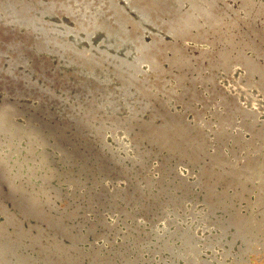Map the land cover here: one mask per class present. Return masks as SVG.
<instances>
[{
    "label": "rangeland",
    "instance_id": "rangeland-1",
    "mask_svg": "<svg viewBox=\"0 0 264 264\" xmlns=\"http://www.w3.org/2000/svg\"><path fill=\"white\" fill-rule=\"evenodd\" d=\"M176 1L0 0V264H264V0Z\"/></svg>",
    "mask_w": 264,
    "mask_h": 264
},
{
    "label": "bare ground",
    "instance_id": "bare-ground-1",
    "mask_svg": "<svg viewBox=\"0 0 264 264\" xmlns=\"http://www.w3.org/2000/svg\"><path fill=\"white\" fill-rule=\"evenodd\" d=\"M8 1H9V0H8ZM37 1H38V0H37ZM175 1H176V0H175ZM179 1H180V0H179ZM179 1H178V2H179ZM191 1H192V0H191ZM191 1H190V3H191ZM202 1H203V0H202ZM202 1L200 2V1L197 0L196 3H199V2L202 3ZM205 1H206V0H205ZM207 1H208V0H207ZM207 1H206V2H207ZM3 2H4V1H3ZM97 2H98V1H97ZM147 2H148V1H147ZM176 2H177V1H176ZM176 2H175V3H176ZM182 2H184V1H181V3H182ZM194 2H195V0H194ZM206 2H205V4H206ZM213 2H214V1H213ZM42 3H44V2H42ZM89 3H90V1H89ZM89 3H88V4H89ZM132 3H133V2H132ZM173 3H174V1H173ZM175 3H174V5H176ZM188 3H189V0H188ZM207 3H209V1H208ZM252 3H253V2H252ZM252 3H251V4H252ZM60 4H61V3H60ZM170 4H171V3H170ZM194 4H195V3H194ZM194 4H193V5H194ZM210 4H211V3H209V6H210ZM212 4H213V3H212ZM261 4H262V3H261ZM5 5H6V3H5ZM7 5H8V4H7ZM23 5H24V4H23ZM46 5H47V4H46ZM53 5H54V4H53ZM61 5H62V4H61ZM132 5H133V4H132ZM153 5H154V4H153ZM179 5H180V4H179ZM193 5H192V6L189 5V8L191 7L190 10L195 6V5H194V6H193ZM197 5H198V4H197ZM201 5L204 7L203 4H201ZM244 5H245V4H244ZM44 6H45V5H44ZM47 6H48V5H47ZM88 6H89V5H88ZM140 6H141V5H140ZM176 6H178V5H176ZM181 6H184V5H181ZM202 6H201V7H202ZM207 6H208V4H207ZM209 6H208V7H209ZM225 6H226V5H225ZM245 6H246V5H245ZM261 6H262V5H261ZM12 7H13V6H12ZM29 7H30V6H29ZM187 7H188V6H187ZM198 7H200V5H198ZM228 7H229V6H228ZM230 7H231V6H230ZM232 7H233V6H232ZM249 7H250V6H249ZM1 8H2V7H1ZM134 8H136V7H134ZM142 8H143V7H142ZM145 8H146V7H145ZM178 8H179V6H178ZM196 8H197V6H196ZM196 8H193V9H196ZM206 8H207V7H206ZM206 8H205V10H206ZM212 8H213V7H212ZM2 9H3V8H2ZM12 9H13V8H12ZM25 9H26V6H25ZM30 9H31V8H30ZM67 9H68V8H67ZM117 9H118V8H117ZM123 9H124V8H123ZM158 9H159V8H158ZM172 9H173V8H172ZM174 9H176V8H174ZM179 9H181V7H180ZM179 9H177V10L180 12ZM183 9H185V8H183ZM200 9L203 10V8H200ZM207 9H209V14H210V11H211L210 8H207ZM214 9H215V8H214ZM4 10H5V9H4ZM136 10H137V9H136ZM139 10H140V9H139ZM196 10H197V9H196ZM19 11H20V10H19ZM23 11H24V10H23ZM88 11H89V10H88ZM140 11H142V10H140ZM144 11H145V10H144ZM164 11H165V10H164ZM175 11H176V10H175ZM175 11H174V12H175ZM182 11H183V10H182ZM186 11H187V9H186ZM191 11H192V10H191ZM194 11H195V10H194ZM194 11H192V12L194 13ZM198 11H199V10H198ZM63 12H64V11H63ZM98 12H99V11H98ZM119 12H120V11H119ZM145 12H146V11H145ZM176 12H177V11H176ZM196 12H197V11H196ZM201 12H202V11H201ZM207 12H208V11H207ZM24 13H25V12H24ZM139 13H140L139 15H141L142 12H139ZM143 13H144V12H143ZM181 13H183V12H181ZM184 13H185V11H184ZM184 13H183V14H184ZM190 13H191V12H190ZM190 13H189V14H190ZM193 13H192V14H193ZM198 13H199V12H198ZM202 13H203V12H202ZM29 14H30V13H29ZM86 14H87V13H86ZM195 14H196V13H195ZM195 14H194V15H195ZM207 14H208V13H207ZM224 14H225V13H224ZM22 15H23V14H22ZM74 15H75V14H74ZM109 15H111V14H109ZM149 15H150V14H149ZM176 15H177V14H176ZM184 15H185V18H186V17H187L186 13H185ZM197 15L199 16L200 14H197ZM13 16H14V15H13ZM117 16H118V15H117ZM144 16H145V14H144ZM174 16H175V15H174ZM177 16H178V15H177ZM177 16H176V17H177ZM180 16H181V14H179V18H180ZM36 17H37V16H36ZM42 17H43V16H42ZM100 17H101V16H100ZM158 17H159V15H158ZM160 17H161V16H160ZM182 17H183V15H182ZM182 17H181V18H182ZM194 17H195V16H194ZM196 17H197V16H196ZM199 17H200V16H199ZM210 17H211V16H210ZM257 17H258V16H257ZM14 18H15V17H14ZM29 18H30V17H29ZM91 18H92V17H91ZM115 18H116V17H115ZM121 18H122V16H121ZM121 18H119V19H121ZM123 18H124V17H123ZM123 18H122V19H123ZM132 18H133V17H132ZM140 18H141V17H140ZM189 18H190V17H189ZM220 18H221V17H220ZM16 19H17V18H16ZM23 19H24V18H23ZM38 19H39V18H38ZM40 19H41V18H40ZM100 19H101V18H100ZM105 19H106V18H105ZM116 19H117V18H116ZM141 19H142V18H141ZM151 19H152V18H151ZM193 19H195V18H193ZM213 19H214V18H213ZM4 20H6V19H4ZM44 20H45V19H44ZM112 20H113V19H112ZM145 20H146V19H145ZM148 20H149V19H148ZM155 20H156V19H155ZM169 20H170V19H169ZM182 20H183V18L181 19V21H182ZM188 20H189V19H187V20L185 19L184 21L190 22L192 19H190L189 21H188ZM216 20H217V18H216ZM30 21H31V20H30ZM85 21H86V20H85ZM179 21H180V20H179ZM205 21H206V20H205ZM217 21H218V20H217ZM247 21H248V20H247ZM9 22H11V20H10ZM99 22H100V21H99ZM119 22L121 23V21H119ZM132 22H133V21H132ZM159 22H160V21H159ZM176 22H177V21H176ZM182 22H183V21H182ZM193 22H194V21H191L192 25H193ZM196 22H197V21H196ZM196 22H195V23H196ZM244 22H245V21H244ZM12 23H13V22H12ZM31 23H32V22H31ZM41 23H42V22H41ZM122 23H123V22H122ZM124 23H125V21H124ZM124 23H123V24H124ZM127 23H128V22H127ZM197 23H198V22H197ZM214 23H215V22H214ZM217 23H218V22H217ZM131 24H132V23H131ZM157 24H158V23H157ZM170 24H171V23H170ZM185 24H187V23L185 22ZM198 24H199V23H198ZM22 25H23V24H22ZM105 25H106V24H105ZM119 25H120V24H119ZM188 25H189V24H188ZM157 26H158V25H157ZM178 26H179V25H178ZM182 26H183V25H182ZM185 26L188 27L187 25H185ZM185 26H183V27H185ZM189 26H190V25H189ZM196 26H197V24H196ZM237 26H238V25H237ZM64 27H65V26H64ZM66 27H67V26H66ZM101 27H102V26H101ZM107 27H108V25H107ZM107 27H106V28H107ZM119 27H120V26H119ZM122 27L124 28V25H123ZM122 27H120V28H121L120 31H122ZM170 27H172V26H170ZM174 27H175V26H174ZM183 27H182V28H183ZM219 27H220V26H219ZM94 28H95V27H94ZM97 28H98V27H97ZM108 28H109V27H108ZM189 28H190V27H189ZM189 28H188V29H189ZM211 28H212V27H211ZM52 29H53V28H52ZM100 29H101V28H100ZM172 29H173V28H172ZM176 29H177V28H176ZM176 29H175V31H176ZM178 29H179V27H178ZM170 30H171V29H170ZM82 31H83V29H82ZM82 31H81V32H82ZM182 31H183V29H182ZM185 31H186V29H185ZM26 32H27V31H26ZM42 32H43V31H42ZM50 32H51V31H50ZM55 32H56V31H55ZM55 32H54V33H55ZM61 32H62V31H61ZM106 32H107V31H106ZM118 32H119V31H118ZM173 32H174V31H173ZM45 33H46V32H45ZM65 33H66V31H65ZM176 33H177V32H176ZM183 33H184V32H183ZM14 34H15V33H14ZM35 34H36V33H35ZM56 34H57V33H56ZM117 34H119V33H117ZM117 34H116V33H112V32H111V33L108 32L107 35H106V40H107V42L109 43V45H111V46H110L111 49H112V47H113V49H114V48L117 49V46L115 47V46L113 45V43H112L113 40H114V37H116ZM126 34H127V33H126ZM177 34H178V33H177ZM179 34H180V33H179ZM244 34H245V33H244ZM62 35H63V34H62ZM65 35H66V34H65ZM133 35H134V34H133ZM135 35H136V34H135ZM150 35H151V34H150ZM185 35H186V34H185ZM187 35H188V34H187ZM74 36H75V35H74ZM118 36H119V35H118ZM126 36H127V35H126ZM180 36H181V35H180ZM75 37H76V36H75ZM134 37H135V36H134ZM176 37H177V36H176ZM219 37H220V36H219ZM46 38H47V36H46ZM116 38H117V37H116ZM135 38H136V37H135ZM172 38H173V37H172ZM220 38H221V37H220ZM57 39H58V38H57ZM65 39H66V38H65ZM80 39H81V38H80ZM152 39H154V38L152 37ZM174 39H175V38H174ZM52 40H53V39H52ZM67 40H68V39H67ZM103 40H104V39H103ZM103 40H102V41H103ZM130 40H131V39H130ZM130 40L127 39V38H125V39L123 38V40H120V41H122V43H120V44H121L120 46H122V47H124V48H126V49H128V50L133 49L134 51H138L140 56L137 55L135 62H138V61H139V64H140V61H141V63H144V62H142V61H146V59H147L148 57L145 58V60H143L145 56H144L143 54H141V48H142V47L144 48V46H146V45H148V44L144 43V44H146V45H144V44L142 45V44L139 43V44H140L139 46L136 47V46L133 45L134 47H131V45H130V42H131V41H130ZM205 40H206V39H205ZM57 41H58V40H57ZM61 41H62V40H61ZM120 41L117 40V42H120ZM142 41H143V40H142ZM218 41H219V40H218ZM54 42H56V41H54ZM70 42H71V41H70ZM75 42H76V41H75ZM150 42H151V41H150ZM150 42H149V43H150ZM160 42H161V41H160ZM239 42H240V41H239ZM16 43H17V42H16ZM52 43H53V42H52ZM63 43H64V42H63ZM65 43H66V42H65ZM65 43H64V44H65ZM131 43H132V42H131ZM158 43H159V42H158ZM168 43H169V42H168ZM36 44H37V43H36ZM57 44H58V43H57ZM106 44H107V43H106ZM114 44H116V43L114 42ZM211 44H212V43H211ZM255 44H256V43H255ZM116 45H118V44H116ZM151 45H152V44H151ZM157 45H158V44H157ZM169 45H170V44H169ZM46 46H47V45H46ZM107 46H108V45H107ZM173 46H174V44H173ZM52 47H53V46H52ZM76 47H77V46H76ZM110 47H109V48H110ZM122 47H121V48H122ZM164 47H165V46H164ZM41 48H42V47H41ZM46 48H47V47H46ZM149 48H150V46H149ZM231 48H232V47H231ZM146 49H147V47H146ZM155 49H156V48H155ZM122 50H123V49H122ZM142 50H143V49H142ZM181 50H182V49H181ZM50 51H51V50H50ZM130 51H131V50H130ZM202 51H203V50H202ZM210 51H211V50H210ZM22 52H23V51H22ZM84 52H85V51H84ZM227 52H228V51H227ZM80 53H81V52H80ZM82 53H83V52H82ZM118 53H119V52H118ZM126 53L128 54L129 52H126ZM130 53H131V52H130ZM146 53H148V51H147ZM84 54H87V53H84ZM84 54H83V55H84ZM105 54H106V53H105ZM149 54H150V53H149ZM149 54H148V55H149ZM60 55H61V54H60ZM83 55H81V56H83ZM90 55H91V54H90ZM128 55H129V54H128ZM202 55H203V54H202ZM218 55H219V54H218ZM77 56H78V55H77ZM86 56H88V55H86ZM86 56H85V57H86ZM94 56H95V55H94ZM150 56H151V55H150ZM226 56H227V55H226ZM242 56H243V55H242ZM83 57H84V56H83ZM83 57H82V58H83ZM90 57H91V56H90ZM106 57H107V56H106ZM110 57H111V56H110ZM133 57H134V56H133ZM248 57H249V56H248ZM79 58H80V56H79ZM87 58H88V57H87ZM87 58L84 59V60H87ZM99 58H100V57H99ZM107 58H108V57H107ZM149 58H150V57H149ZM149 58H148V59H149ZM80 59H81V58H80ZM133 59H134V58H133ZM152 59H153V58H152ZM25 60H26V59H25ZM159 60H160V59H159ZM14 61H15V60H14ZM31 61H32V60H31ZM106 61H107V60H106ZM121 61H122V60H121ZM123 61H124V60H123ZM230 61H231V60H230ZM243 61H244V60H243ZM250 61H251V60H250ZM70 62H71V61H70ZM83 62H84V61H83ZM88 62H90V61H88ZM95 62H96V61H95ZM131 62H132V61H131ZM135 62H133V63H135ZM146 62H147V61H146ZM149 62H150V61L148 60V63H149ZM152 62H153V61H152ZM152 62H150L149 64H151ZM155 62H156V61H155ZM73 63H74V62H73ZM126 63H127V61H126ZM128 63H129V62H128ZM1 64H2V63H1ZM12 64H13V63H12ZM121 64H122V63H121ZM135 64H136V63H135ZM135 64H134V66H136ZM156 64H157V63H156ZM187 64H188V63H187ZM13 65H14V64H13ZM23 65H24V64H23ZM128 65H129V64H128ZM255 65H256V64H255ZM30 66H31V65H30ZM94 66H95V65H94ZM96 66H97V65H96ZM116 66H117V65H116ZM126 66H127V65H126ZM126 66H125V67H126ZM132 66H133V65H132ZM147 66H148V65H147ZM149 66H150V65H149ZM224 66H225V65H224ZM79 67H80V66H79ZM123 67H124V66H123ZM129 67H130V66H129ZM153 67H155V66H153ZM253 67H254V66H253ZM105 68H106V67H105ZM180 68H181V67H180ZM255 68H256V67H255ZM106 69H107V68H106ZM128 69L130 70V68H128ZM134 69H135V68H134ZM137 69H141V68H137ZM153 70H154V69H153ZM169 70H170V69H169ZM207 70H208V69H207ZM245 70H246V69H245ZM135 71H136V70H135ZM140 71H141V70H140ZM246 71H247V70H246ZM113 72H114V71H113ZM132 73H133V72H132ZM135 73H136V72H135ZM169 73H170V72H169ZM246 73H247V72H246ZM164 74H165V73H164ZM130 75H131V73H130ZM68 76H69V75H68ZM112 76H113V75H112ZM252 76H253V75H252ZM63 77H64V76H63ZM135 77H136V76H135ZM210 77H211V76H210ZM128 78H129V77H128ZM157 78H158V77H157ZM250 78H251V77H250ZM193 79H194V78H193ZM128 82H129V81H128ZM260 82H261V81H260ZM26 83H27V82H26ZM104 83H105V82H104ZM178 83H179V82H178ZM181 83H182V82H181ZM210 83H211V82H210ZM120 84H121V83H120ZM260 84H261V83H260ZM122 85H123V84H122ZM74 86H75V85H74ZM216 86H217V85H216ZM142 87H143V86H142ZM15 89H16V88H15ZM83 89H84V88H83ZM139 89H140V88H139ZM250 89H251V88H250ZM117 90H118V89H117ZM143 90H144V89H143ZM260 90H261V89H260ZM188 91H189V90H188ZM86 92H87V91H86ZM83 93H84V92H83ZM87 93H88V92H87ZM100 94H101V93H100ZM143 94H144V93H143ZM171 95H172V94H171ZM231 95H232V94H231ZM203 96H204V95H203ZM137 97H138V96H137ZM147 97H148V96H147ZM246 98H247V97H246ZM248 98H250V97H248ZM248 98H247V99H248ZM91 99H92V98H91ZM237 99H238V98H237ZM211 100H212V99H211ZM94 101H95V100H94ZM108 101H110V100H108ZM223 101H224V100H223ZM139 102H140V101H139ZM165 102H166V101H165ZM254 102H255V101H254ZM124 103H125V102H124ZM255 103H256V102H255ZM71 105H72V104H71ZM219 105H220V104H219ZM226 106H227V105H226ZM11 108H12V107H11ZM101 108H102V107H101ZM235 108H236V107H235ZM72 109H73V108H72ZM103 109H104V108H103ZM135 109H136V108H135ZM201 109H202V108H201ZM203 110H204V108H203ZM153 111H154V110H153ZM234 111H235V110H234ZM103 112H104V111H103ZM193 112H194V111H193ZM135 113H136V112H135ZM168 113H169V112H168ZM176 113H177V112H176ZM194 114H195V113H194ZM224 114H225V113H224ZM258 114H259V113H258ZM0 115H1V114H0ZM69 115H70V114H69ZM136 115H137V114H136ZM142 115H143V114H142ZM158 115H159V114H158ZM259 115H260V114H259ZM78 116H79V115H78ZM85 116H86V115H85ZM109 116H110V115H109ZM214 116H215V115H214ZM226 116H227V115H226ZM253 117H254V116H253ZM109 118H110V117H109ZM140 118H142V117H140ZM29 119H30V118H29ZM101 119H102V118H101ZM120 119H121V118H120ZM150 119H151V118H150ZM179 119H180V118H179ZM80 120H81V119H80ZM83 120H84V119H83ZM132 120H133V119H132ZM181 120H182V119H181ZM222 120H223V119H222ZM230 120H231V119H230ZM6 121H7V120H6ZM117 121H118V120H117ZM164 121H165V120H164ZM164 121H163V122H164ZM241 121H242V120H241ZM74 122H75V121H74ZM151 122H152V121H151ZM188 122H189V121H188ZM2 123H3V122H2ZM110 123H111V121H110ZM124 123H125V122H124ZM146 123H148V122H146ZM224 123H225V122H224ZM4 124H5V123H4ZM29 124H30V123H29ZM178 124H179V123H178ZM242 124H243V123H242ZM70 125H71V124H70ZM85 125H86V124H85ZM113 125H114V124H113ZM118 125H119V124H118ZM124 125H125V124H124ZM134 125H135V124H134ZM147 125H148V124H147ZM228 125H229V124H228ZM12 126H13V125H12ZM12 126H11V127H12ZM122 126H123V124H122ZM155 126H156V125H155ZM7 127H9V125H7ZM11 127H9V128H11ZM25 127H26V126H25ZM29 127H30V126H29ZM119 127H120V126H119ZM2 128H3V127H2ZM62 128H63V127H62ZM100 128H101V127H100ZM109 128H110V127H109ZM152 128H153V127H152ZM15 129H16V128H15ZM113 129H114V128H113ZM177 129H178V128H177ZM200 129H201V128H200ZM249 129H252V128H249ZM95 130H96V129H95ZM109 130H110V129H109ZM9 131H10V130H9ZM30 131H31V130H30ZM50 131H51V130H50ZM110 131H111V130H110ZM220 131H221V130H220ZM19 132H20V131H19ZM103 132H104V131H103ZM105 132H106V131H105ZM127 132H128V131H127ZM223 132H224V131H223ZM237 132H238V131H237ZM128 133H129V132H128ZM188 133H189V132H188ZM115 134H116V133H115ZM134 134H135V133H134ZM256 134H257V133H256ZM82 135H83V134H82ZM156 135H157V134H156ZM214 135H215V134H214ZM242 135H243V134H242ZM29 136H30V135H29ZM70 136H71V135H70ZM104 137H105V136H104ZM185 137H186V136H185ZM258 137H260V136H258ZM178 138H179V137H178ZM189 138H190V137H189ZM195 138H196V137H195ZM227 138H228V137H226V139H227ZM21 139H22V138H21ZM33 139H34V138H33ZM203 139H204V138H203ZM228 139H229V138H228ZM234 140H235V139H234ZM160 141H161V140H160ZM131 142H132V141H131ZM174 142H175V141H174ZM182 142H183V141H182ZM122 143H123V142H122ZM162 143H163V142H162ZM104 144H105V143H104ZM123 144H124V143H123ZM28 145H29V144H28ZM108 145H109V144H108ZM9 146H10V145H9ZM106 146H107V145H106ZM110 146H111V145H110ZM119 146H120V145H119ZM185 146H186V145H185ZM135 147H136V146H135ZM110 148H111V147H110ZM195 149H196V148H195ZM256 149H257V148H256ZM261 149H262V148H261ZM90 150H91V149H90ZM102 150H103V149H102ZM132 150H133V149H132ZM137 150H138V149H137ZM113 151H114V150H113ZM124 151H125V150H124ZM140 151H141V150H140ZM175 151H176V150H175ZM71 152H72V151H71ZM102 152H103V151H102ZM112 153H113V152H112ZM149 153H150V152H149ZM218 153H219V152H218ZM232 153H233V152H232ZM60 154H61V153H60ZM146 154H147V153H146ZM166 154H167V153H166ZM183 155H184V154H183ZM119 156H120V155H119ZM136 157H137V156H136ZM203 157H204V156H203ZM138 158H139V157H138ZM244 158H245V157H244ZM123 159H124V158H123ZM191 159H192V158H191ZM200 160H201V159H200ZM216 160H217V159H216ZM119 161H120V160H119ZM219 161H220V160H219ZM123 162H124V161H123ZM213 162H214V161H213ZM258 162H259V161H258ZM47 163H48V162H47ZM89 163H90V162H89ZM106 163H107V162H106ZM140 163H141V162H140ZM142 163H143V162H142ZM254 163H255V162H254ZM262 163H264V162H262ZM6 164H7V163H6ZM35 164H36V163H35ZM135 164H136V163H135ZM132 165H133V164H132ZM211 165H212V164H211ZM223 165H224V164H223ZM253 165H254V164H253ZM139 166H140V165H139ZM143 166H144V165H143ZM176 166H177V165H176ZM240 167H241V166H240ZM166 168H167V167H166ZM91 169H92V168H91ZM191 169H192V168H191ZM135 170H136V169H135ZM135 170H134V171H135ZM6 171H7V170H6ZM123 171H124V170H123ZM127 171H128V170H127ZM203 171H204V170H203ZM210 171H211V170H210ZM81 172H82V171H81ZM108 172H109V170H108ZM125 172H126V171H125ZM190 172H191V171H190ZM224 172H225V171H224ZM230 172H231V171H230ZM4 173H5V172H4ZM169 173H170V172H169ZM203 173H204V172H203ZM115 174H116V173H115ZM78 175H79V174H78ZM220 175H221V174H220ZM245 175H246V174H245ZM15 176H16V175H15ZM172 176H173V175H172ZM2 177H3V176H2ZM130 177H131V176H130ZM220 177H221V176H220ZM224 177H225V176H224ZM12 178H13V177H12ZM68 178H69V177H68ZM244 178H245V177H244ZM127 179H128V178H127ZM134 179H136V178H134ZM204 179H205V178H204ZM222 179H223V178H222ZM29 180H30V179H29ZM158 180H159V179H158ZM197 180H198V179H197ZM173 181H174V180H173ZM208 181H209V180H208ZM240 181H241V180H240ZM140 182H141V181H140ZM192 182H193V181H192ZM60 183H61V182H60ZM150 183H151V182H150ZM157 183H158V182H157ZM182 183H183V182H182ZM206 183H207V181H206ZM14 185H15V184H14ZM79 185H80V184H79ZM189 185H190V184H189ZM135 186H136V185H135ZM178 187H179V186H178ZM182 187H183V186H182ZM191 187H192V186H191ZM229 187H230V186H229ZM252 187H253V186H252ZM183 188H184V187H183ZM210 188H211V186H210ZM256 188H257V187H256ZM124 189H125V188H124ZM141 189H142V188H141ZM186 189H188V188H186ZM200 189H201V188H200ZM158 190H159V189H158ZM194 190H195V189H194ZM194 190H193V191H194ZM10 191H11V190H10ZM78 191H79V190H78ZM160 191H161V190H160ZM210 191H211V190H210ZM162 192H163V191H162ZM188 192H189V191H188ZM13 193H14V192H13ZM37 193H38V192H37ZM181 193H182V192H181ZM207 193H208V192H207ZM209 193H210V192H209ZM170 194H171V193H170ZM222 194H223V193H222ZM209 195H210V194H209ZM156 196H157V195H156ZM156 196H155V197H156ZM163 197H164V196H163ZM177 197H178V196H177ZM197 198H198V197H197ZM205 198H206V197H205ZM209 198H210V196H209ZM220 198H221V197H220ZM224 198H225V197H224ZM20 199H21V198H20ZM132 199H133V198H132ZM256 199H257V198H256ZM151 201H152V200H151ZM257 201H258V199H257ZM52 202H53V201H52ZM131 203H132V202H131ZM204 203H205V202H204ZM254 203H255V202H254ZM37 204H38V203H37ZM134 205H135V204H134ZM166 205H167V204H166ZM253 205H254V204H253ZM126 206H127V205H126ZM229 206H230V205H229ZM34 207H35V206H34ZM133 207H134V206H133ZM143 207H144V206H143ZM192 208H193V207H192ZM223 208H224V207H223ZM4 210H5V209H4ZM33 210H34V209H33ZM93 210H94V209H93ZM141 210H142V209H141ZM162 210H163V209H162ZM211 210H212V209H211ZM1 211H2V210H1ZM6 211H7V210H6ZM34 211H35V210H34ZM34 211H33V212H34ZM83 211H84V210H83ZM126 211H127V210H126ZM215 211H216V210H215ZM157 212H158V211H157ZM207 212H208V211H207ZM250 212H251V211H250ZM10 213H11V212H10ZM148 213H149V212H148ZM258 213H259V212H258ZM101 214H102V213H101ZM129 214H130V213H129ZM238 214H239V213H238ZM95 215H96V214H95ZM146 215H147V214H146ZM152 215H153V214H152ZM176 215H177V214H176ZM192 215H193V214H192ZM232 215H233V214H232ZM241 215H242V214H241ZM24 216H25V215H24ZM38 216H39V215H38ZM156 216H157V215H156ZM188 216H189V215H188ZM239 216H240V215H239ZM31 217H32V216H31ZM93 217H94V216H93ZM242 217H243V216H242ZM24 218H25V217H24ZM24 218H23V219H24ZM84 218H85V217H84ZM147 218H148V217H147ZM233 218H234V217H233ZM246 218H247V217H246ZM246 218H245V220H246ZM229 219H231V218H229ZM202 220H203V219H202ZM218 220H219V219H218ZM234 220H235V219H234ZM206 221H207V220H206ZM246 221H247V220H246ZM248 221H249V220H248ZM257 221H258V220H257ZM9 222H10V221H9ZM150 222H151V221H150ZM15 223H16V222H15ZM105 223H106V222H105ZM156 224H157V222H156ZM199 224H200V223H199ZM5 225H6V224H5ZM57 225H58V224H57ZM82 225H83V224H82ZM85 225H86V224H85ZM106 225H108V224H106ZM137 225H138V224H137ZM142 225H143V224H142ZM34 226H35V225H34ZM34 226H33V227H34ZM231 226H232V225H231ZM238 226H239V225H238ZM137 227H138V226H137ZM195 227H196V226H195ZM228 227H229V226H228ZM243 227H244V226H243ZM247 227H248V226H247ZM61 228H62V227H61ZM215 228H216V227H215ZM217 228H218V227H217ZM221 228H222V227H221ZM250 228H251V226H250ZM3 229H4V228H3ZM35 229H36V228H35ZM137 229H138V228H137ZM206 229H207V228H206ZM233 229H234V226H233ZM0 230H1V229H0ZM62 230H63V229H62ZM110 230H111V229H110ZM184 230H185V229H184ZM222 230H223V229H222ZM225 230H226V229H225ZM259 230H260V229H259ZM261 230H262V229H261ZM2 231H4V230H2ZM249 231H250V230H249ZM22 232H23V231H22ZM240 232H241V231H240ZM259 232H260V231H259ZM17 233L19 234V232H17ZM186 233H187V232H186ZM246 233H248V232H246ZM251 233H252V232H251ZM18 234H16V235H18ZM21 234H22V233H21ZM60 234H61V233H60ZM209 234H210V233H209ZM14 235H15V234H14ZM25 235H26V234H25ZM53 235H54V234H53ZM55 235H56V234H55ZM154 235H155V234H154ZM241 235H242V234H241ZM248 235H249V234H248ZM1 236H2V235H1ZM137 236H138V235H137ZM244 236H246V235L244 234ZM4 237H5V236H4ZM15 237H16V236H15ZM22 237H23V236H22ZM56 237H57V236H56ZM176 237H177V236H176ZM189 237H190V236H189ZM193 237H194V236H193ZM0 238H1V237H0ZM16 238H17V237H16ZM27 238H28V237H27ZM27 238H26V239H27ZM37 238H38V237H37ZM42 238H44V237H42ZM249 238H250V237H249ZM6 239H7V238H6ZM6 239H5V240H6ZM19 239H20V238H19ZM34 239H35V238H34ZM236 239H237V238H236ZM12 240H13V239H12ZM14 240H15V239H14ZM28 240H29V239H28ZM38 240H39V239H38ZM180 240H181V239H180ZM241 240H243V239H241ZM259 240H260V239H259ZM17 241H18V240H17ZM17 241H16V242H17ZM83 241H84V240H83ZM31 242H32V240H31ZM189 242H190V241H189ZM203 242H204V241H203ZM205 242H206V241H205ZM231 242H232V241H231ZM246 242H247V241H246ZM8 243H11V242L8 241ZM33 243H34V242H33ZM53 243H54V242H53ZM85 243H86V242H85ZM210 243H211V242H210ZM234 243H235V242H234ZM11 244H12V243H11ZM16 244H17V243H16ZM18 244H19V243H18ZM72 244H73V243H72ZM183 244H184V243H183ZM5 245H6V244H5ZM7 245H8V244H7ZM34 245H35V243H34ZM73 245H74V244H73ZM209 245H210V244H209ZM8 246H9V245H8ZM8 246H7V247H8ZM30 246H31V245H30ZM30 246H29V247H30ZM40 246H41V245H40ZM40 246H39V247H40ZM48 246H49V245H48ZM68 246H70V245H68ZM238 246H239V245H238ZM13 247H16V248H17V246H15V245H13ZM13 247H11V248H13ZM20 247H21V246H20ZM23 247H24V246H23ZM29 247H28V248H29ZM34 247H35V246H34ZM42 247H43V246H42ZM54 247H55V246H54ZM73 247H74V246H73ZM143 247H144V246H143ZM171 247H172V246H171ZM205 247H206V246H205ZM40 248H41V247H40ZM46 248H47V247H46ZM62 248H63V246H62ZM62 248H61V249H62ZM75 248H76V247H75ZM0 249H1V248H0ZM4 249H6V248H4ZM9 249H10V248H9ZM9 249H8V251H7V250H6V251L9 252ZM14 249H15V248H14ZM37 249H38V248H37ZM63 249H64V248H63ZM101 249H102V248H101ZM193 249H194V247H193ZM16 250H17V249H16ZM20 250H21V249H20ZM33 250H34V249H33ZM40 250H41V249H39L38 251H40ZM56 250H57V249H56ZM72 250H73V249H72ZM79 250H80V249H79ZM99 250H100V249H99ZM155 250H156V249H155ZM168 250H169V249H168ZM189 250H191V249H189ZM189 250H188V251H189ZM13 251H14V250H13ZM25 251H26V250H25ZM46 251H47V250H46ZM53 251H54V250H53ZM62 252H63V251H62ZM62 252H61V253H62ZM64 252H65V251H64ZM153 252H154V251H153ZM36 253H37V252H36ZM42 253H43V252H42ZM44 253H45V252H44ZM44 253H43V254H44ZM46 253H48V252H46ZM49 253L51 254V252H49ZM53 253H54V252H53ZM53 253H52V254H53ZM66 253H67V251H66ZM66 253H64V254H66ZM191 253H192V252H191ZM12 254H13V253H12ZM16 254H17V253H16ZM74 254H75V253H74ZM124 254H125V253H124ZM171 254H172V253H171ZM198 254H199V253H198ZM1 255H2V254H1ZM3 255H4V254H3ZM17 255H18V254H17ZM19 255H20V254H19ZM28 255H29V253H28ZM40 255H42V254H40ZM47 255H48V254H47ZM56 255H57V254H56ZM70 255H71V254H70ZM79 255H81V253H80ZM137 255H138V254H137ZM10 256H11V255H10ZM49 256H50V255H49ZM53 256H54V255H53ZM68 256H69V255H68ZM101 256H102V255H101ZM186 256H187V255H186ZM5 257H6V256H5ZM5 257H4V258H5ZM15 257H16V256H15ZM19 257H20V256H19ZM22 257H23V256H22ZM30 257H31V256H30ZM41 257H42V256H41ZM123 257H124V256H123ZM123 257H122V258H123ZM179 257H180V256H179ZM193 257H194V256H193ZM213 257H214V256H213ZM9 258H10V257H9ZM13 258H14V257H13ZM17 258H18V256H17L16 259H15V262H16V263H17V261H16ZM24 258H25V257H24ZM37 258H38V257H37ZM51 258H52V257H51ZM70 258H71V257H70ZM76 258H77V257H76ZM79 258H80V257H79ZM21 259L24 260L23 258H21ZM30 259H31V258H30ZM30 259H28V260H30ZM39 259H40V258H39ZM44 259H45V258H43V260H44ZM60 259H61V258H60ZM74 259H75V258H74ZM80 259H81V258H80ZM126 259L128 260V258H126ZM139 259H140V258H139ZM177 259H178V258H177ZM1 260H2V259H1ZM10 260H11V259H9V261H10ZM13 260H14V259H13ZM19 260H20V259H19ZM19 260H18V261H19ZM33 260H34V258H33ZM43 260H42V261H43ZM51 260H52V259H51ZM56 260H57V259H56ZM64 260H65V259H64ZM81 260H82V259H81ZM122 260H124V259H122ZM195 260H196V259H195ZM2 261H3V260H2ZM4 261H5V260H4ZM26 261H27V260H26ZM40 261H41V260H40ZM48 261H49V259H48ZM48 261H47V262H48ZM60 261H61V260H60ZM67 261H68V260H67ZM131 261H132V260H131ZM24 262H25V260H24ZM24 262H21V260H20V263H24ZM30 262H31V261H30ZM49 262H50V261H49ZM58 262H59V261H58ZM62 262H63V261H62ZM70 262L72 263V262H74V261H70ZM104 262H105V260H104ZM127 262H128V261H127ZM191 262H192V261H191ZM191 262H190V263H191ZM196 262H197V261H196ZM196 262H195V263H196ZM0 263H1V262H0ZM5 263H6V262H5ZM13 263H14V261H13ZM31 263H33V262H31ZM53 263H54V262H53ZM56 263H57V262H56ZM59 263H61V262H59ZM65 263H67V262H65ZM68 263H69V261H68ZM109 263H110V261H109ZM124 263H125V260H124ZM129 263H130V262H129ZM190 263H189V264H190ZM25 264H28V263H25ZM36 264H37V263H36ZM51 264H52V263H51ZM89 264H90V263H89ZM121 264H122V263H121ZM126 264H127V263H126ZM136 264H137V263H136Z\"/></svg>",
    "mask_w": 264,
    "mask_h": 264
}]
</instances>
